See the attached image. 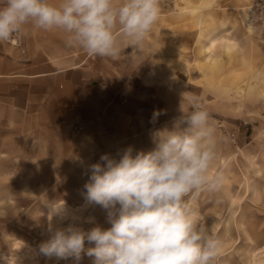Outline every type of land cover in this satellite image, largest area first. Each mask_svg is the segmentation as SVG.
Instances as JSON below:
<instances>
[{
	"label": "rangeland",
	"instance_id": "rangeland-1",
	"mask_svg": "<svg viewBox=\"0 0 264 264\" xmlns=\"http://www.w3.org/2000/svg\"><path fill=\"white\" fill-rule=\"evenodd\" d=\"M254 1L211 0L204 23L214 27L217 17L210 14L229 12L248 36H253L254 45L247 49L244 42L242 52L237 54L228 50L220 58L225 64L215 71L212 80L209 71L218 67L216 60L196 59L202 79L196 70L189 69V61L195 58L197 19L175 12L187 3L159 0V19L137 47V57L130 59L131 68H121L105 90L104 119L93 130L88 155L80 147L72 154L49 155L57 168L36 171V184L25 187L26 194L34 200L0 202V254L14 257L16 253L25 257L24 264H76L74 257H31L30 249L45 239L44 229L48 218L51 219L45 205L64 201L84 228L93 226L85 221L87 216L105 228L110 227L105 223L104 210L84 198V184L90 175L88 166L105 153L119 159L128 147L133 148V155L152 150L154 134L170 130L175 120L191 110L195 98L209 113L214 129L215 160L210 175L223 177L218 190L202 191L192 205L196 218L210 226L211 233L221 241L212 264H264V76L257 73L258 69L264 72V25L252 26L251 32L243 25L242 15L248 10L242 7ZM190 2L194 5L199 0ZM178 34L185 38L180 46L186 56L182 65L174 51ZM108 102L114 105L107 106ZM154 113L159 115L154 117ZM44 161H49L48 155ZM10 172L13 175L14 171ZM8 193L16 197V187L9 186ZM70 222L67 220L62 226ZM23 245L28 247L22 248ZM82 257L79 264H91V257Z\"/></svg>",
	"mask_w": 264,
	"mask_h": 264
},
{
	"label": "clouds",
	"instance_id": "clouds-1",
	"mask_svg": "<svg viewBox=\"0 0 264 264\" xmlns=\"http://www.w3.org/2000/svg\"><path fill=\"white\" fill-rule=\"evenodd\" d=\"M159 15V0H4L0 41H11L31 24L62 31L69 46L89 56L117 59L120 39L129 47L141 46ZM209 119L193 98L191 110L170 130L154 134L152 150L133 155L128 147L119 159L102 154L88 166L84 198L104 210L110 227L89 218L93 226L86 229L64 201H50L45 239L30 249L31 257H74L76 264L82 254L92 258L91 264H212L221 241L196 218L192 206L202 191L218 190L223 179L210 175L215 145ZM67 220L72 222L62 226ZM24 259L0 254L2 264H24Z\"/></svg>",
	"mask_w": 264,
	"mask_h": 264
},
{
	"label": "crops",
	"instance_id": "crops-1",
	"mask_svg": "<svg viewBox=\"0 0 264 264\" xmlns=\"http://www.w3.org/2000/svg\"><path fill=\"white\" fill-rule=\"evenodd\" d=\"M3 2L0 0V5ZM184 2L187 7L175 12L192 15L198 26L193 40L195 58L189 61V69L196 70L202 79L196 59L216 60L218 67L209 71L213 80L215 71L225 64L220 58L228 50L241 53L244 42L247 49L254 47L253 36H248L229 12L226 15L212 12L210 15L217 17L214 27L204 23L211 0H199L194 5L190 0ZM242 9L239 8V13ZM17 38L19 45L0 42V202L34 200L26 194L25 187L36 184V171L57 168L49 155L72 154L78 147L88 155L93 130L104 119L105 90L113 84L115 75L121 73V68H131L130 59L138 55L137 46L129 47V42L121 38L119 58L89 56L81 48L69 46L62 31H44L31 24ZM175 41L178 45L174 51L182 65L186 56L180 46L185 38L178 34ZM257 73L264 76L259 69ZM94 151L98 152V148ZM46 155L48 162L44 161ZM10 171H14V176L9 175ZM9 186L16 187V197L9 195Z\"/></svg>",
	"mask_w": 264,
	"mask_h": 264
},
{
	"label": "built area",
	"instance_id": "built-area-1",
	"mask_svg": "<svg viewBox=\"0 0 264 264\" xmlns=\"http://www.w3.org/2000/svg\"><path fill=\"white\" fill-rule=\"evenodd\" d=\"M248 21L255 25H264V0H256L254 5L249 9ZM18 36H14L9 42H4L12 45H19Z\"/></svg>",
	"mask_w": 264,
	"mask_h": 264
},
{
	"label": "bare ground",
	"instance_id": "bare-ground-1",
	"mask_svg": "<svg viewBox=\"0 0 264 264\" xmlns=\"http://www.w3.org/2000/svg\"><path fill=\"white\" fill-rule=\"evenodd\" d=\"M256 1V0H255ZM255 1L252 3V4H250L249 6H248V10H247V14H246V16H245V19H244V22H243V25L245 26V27H247L248 29H252V26H253V28H259V26L260 25H255V24H253L252 22H250V21H248V15H249V9L252 7V5H254V3H255ZM186 7H187V5H186ZM193 9V8H192ZM186 10V9H185ZM191 11V10H190ZM230 39V38H229ZM226 46V45H225ZM228 46V45H227ZM89 218H92V217H89V216H87L86 217V219H85V221H88L89 220Z\"/></svg>",
	"mask_w": 264,
	"mask_h": 264
}]
</instances>
